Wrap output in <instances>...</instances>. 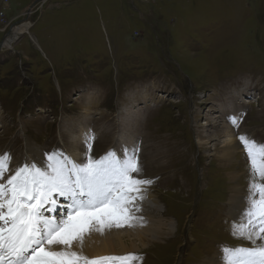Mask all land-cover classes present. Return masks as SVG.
<instances>
[{"label": "rangeland", "instance_id": "obj_1", "mask_svg": "<svg viewBox=\"0 0 264 264\" xmlns=\"http://www.w3.org/2000/svg\"><path fill=\"white\" fill-rule=\"evenodd\" d=\"M0 45V155H11L0 182L54 150L86 162L94 136L93 159L137 149L138 178L152 183L130 215L160 222L122 238L135 250L101 257L220 264L223 249L253 247L232 227L250 183L238 137L264 144V0H0ZM230 138L237 149L222 159Z\"/></svg>", "mask_w": 264, "mask_h": 264}, {"label": "snow or ice", "instance_id": "obj_2", "mask_svg": "<svg viewBox=\"0 0 264 264\" xmlns=\"http://www.w3.org/2000/svg\"><path fill=\"white\" fill-rule=\"evenodd\" d=\"M229 119L238 127L235 117ZM93 139L84 141L86 162L76 163L54 150L45 153L44 167L25 163L0 182V264H133L138 259L134 254L90 259L72 250L73 241H82L89 231L132 227L131 206L143 199L141 186L152 183L138 178L137 149L125 148L123 158L109 151L93 159ZM238 140L249 164L250 183L247 207L233 223L232 234L253 247L223 249L224 264H264V245L256 244L264 240V144L246 135ZM10 161L9 153L0 155V181ZM60 198L66 208L59 205ZM58 210L59 219L46 215ZM53 245L63 247L56 251Z\"/></svg>", "mask_w": 264, "mask_h": 264}, {"label": "bare ground", "instance_id": "obj_3", "mask_svg": "<svg viewBox=\"0 0 264 264\" xmlns=\"http://www.w3.org/2000/svg\"><path fill=\"white\" fill-rule=\"evenodd\" d=\"M27 27L30 28V24L25 22L22 25L13 28L12 31L10 32L9 37L4 42L3 47L6 49L10 48L9 46L12 45L11 43H13L16 39L19 38V36L23 33V30L25 28H26V31L28 32ZM232 117H234V116H232ZM236 149H237V145H235L234 141L231 138L228 139L227 142L224 144V146L221 148V152H220V154H222L221 158L224 159L225 157L226 158L231 157L232 154L234 153V151H236ZM236 198L237 197H232L231 200L234 202L236 200ZM152 204L154 205V209L159 208L157 202L153 201ZM52 215L56 216L57 214L50 213V216H52ZM134 217H135V219L133 220V226H132L134 229H132V230L130 229V227L127 226V224H125L123 227H119L118 229L117 228L112 229V230L106 229V232L98 233L97 235H94L97 231H93V234H92L93 236H91L90 239L85 241V243L83 241H81V243H84V246H82V248H81V252L84 253L83 255L87 256L90 259H93V258L105 256V255H123V254L128 253L132 250H135L137 248L136 247L137 245L135 243H129V246H128L126 244L127 242L124 243L122 238L123 237L130 238V237H134L136 234H141V232L146 231V225H153V226L158 227L160 222L156 221V220H151L148 217L147 218H145V217L141 218V216H134ZM166 220H168V219H166ZM161 222H163V221H161ZM168 222H169V224H168L169 228L166 231H164L165 236L173 234L172 233L173 232V222L171 220H169ZM97 227H99V226H97ZM155 235H157V234H155ZM155 235L152 236V237H154V239L157 238V237H155ZM142 236L144 237V234H142ZM142 240H144V239H142ZM139 244H142V243L138 242V245ZM53 250L59 251V249H56V248H53ZM220 264H224V263H220Z\"/></svg>", "mask_w": 264, "mask_h": 264}, {"label": "built area", "instance_id": "obj_4", "mask_svg": "<svg viewBox=\"0 0 264 264\" xmlns=\"http://www.w3.org/2000/svg\"><path fill=\"white\" fill-rule=\"evenodd\" d=\"M10 23H11V22H8L7 24H5V25L2 27L1 30L3 31V33H4L5 31H7V29H8L9 26H10ZM14 27H15V26H14ZM12 28H13V27H12ZM12 28H11V29H12ZM7 35H9V34L7 33ZM7 35H6V36H7Z\"/></svg>", "mask_w": 264, "mask_h": 264}, {"label": "water", "instance_id": "obj_5", "mask_svg": "<svg viewBox=\"0 0 264 264\" xmlns=\"http://www.w3.org/2000/svg\"><path fill=\"white\" fill-rule=\"evenodd\" d=\"M1 46V45H0Z\"/></svg>", "mask_w": 264, "mask_h": 264}]
</instances>
